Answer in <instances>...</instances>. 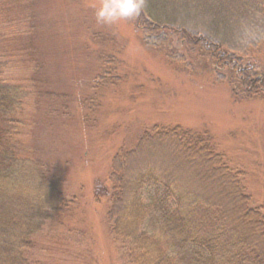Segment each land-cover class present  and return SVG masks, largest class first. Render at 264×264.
Returning <instances> with one entry per match:
<instances>
[{
	"label": "rangeland",
	"instance_id": "374dc122",
	"mask_svg": "<svg viewBox=\"0 0 264 264\" xmlns=\"http://www.w3.org/2000/svg\"><path fill=\"white\" fill-rule=\"evenodd\" d=\"M99 3L0 0L4 77L25 92L23 143L71 202L32 235L25 264H126L106 219L107 175L112 155L153 124L208 132L251 206H264V93L233 96L213 60L183 45L169 43L183 58L170 61L133 19L97 24ZM108 54L114 73H99ZM244 59L264 72V43Z\"/></svg>",
	"mask_w": 264,
	"mask_h": 264
},
{
	"label": "trees",
	"instance_id": "16d2710c",
	"mask_svg": "<svg viewBox=\"0 0 264 264\" xmlns=\"http://www.w3.org/2000/svg\"><path fill=\"white\" fill-rule=\"evenodd\" d=\"M133 21L144 45L170 61L183 58L169 43L212 59L215 79L233 96L264 93V72L244 59L264 43V0H147ZM244 23L261 38L239 43ZM102 61L99 73H114L116 55ZM7 62L0 52V264H25L32 235L71 202L23 143L25 92L6 81ZM240 175L208 132L178 124H153L119 148L107 175L106 219L126 264H264V206H251Z\"/></svg>",
	"mask_w": 264,
	"mask_h": 264
},
{
	"label": "clouds",
	"instance_id": "9594fccd",
	"mask_svg": "<svg viewBox=\"0 0 264 264\" xmlns=\"http://www.w3.org/2000/svg\"><path fill=\"white\" fill-rule=\"evenodd\" d=\"M146 2L147 0H100L95 8L96 23L111 26L138 17L146 7ZM260 38V30L248 23L241 24L235 34V39L242 45Z\"/></svg>",
	"mask_w": 264,
	"mask_h": 264
}]
</instances>
